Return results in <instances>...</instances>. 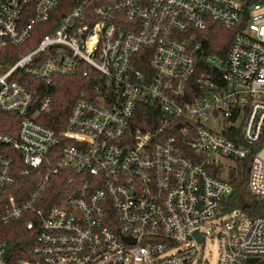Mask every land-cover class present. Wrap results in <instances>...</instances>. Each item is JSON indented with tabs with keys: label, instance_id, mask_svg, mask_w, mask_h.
Instances as JSON below:
<instances>
[{
	"label": "built area",
	"instance_id": "1",
	"mask_svg": "<svg viewBox=\"0 0 264 264\" xmlns=\"http://www.w3.org/2000/svg\"><path fill=\"white\" fill-rule=\"evenodd\" d=\"M63 1L0 0V233L31 241L0 234V264H209L212 239L217 264H264V212L218 175L247 164L264 199V0H72L54 24ZM61 76L85 86L56 131Z\"/></svg>",
	"mask_w": 264,
	"mask_h": 264
},
{
	"label": "trees",
	"instance_id": "2",
	"mask_svg": "<svg viewBox=\"0 0 264 264\" xmlns=\"http://www.w3.org/2000/svg\"><path fill=\"white\" fill-rule=\"evenodd\" d=\"M72 0H64L56 11L54 24L56 20L66 14L71 7ZM213 24L212 26H214ZM53 29V26L40 29L37 35L39 39L42 35ZM236 31L224 30L221 27L210 29L207 39H202V47L199 52V64H201V56L207 52H212L223 56L229 46V43ZM20 50H23L22 48ZM85 79L81 77L61 76L58 83L50 89H44V93H50L53 98V107L51 111L42 116V120L46 125H49L56 131L63 129L65 120L72 106V103L77 98L79 92L85 86ZM145 111L146 118L150 115L148 110ZM45 119V120H44ZM239 170L234 171L228 180L233 186V191L227 203L228 208L241 209L245 213L256 216L264 212V199L256 198L244 187L247 180V164L238 163ZM1 237L6 239L11 247L28 246L29 242L27 231L20 224L9 223L1 227ZM20 256H14L11 264H19L17 259Z\"/></svg>",
	"mask_w": 264,
	"mask_h": 264
},
{
	"label": "rangeland",
	"instance_id": "3",
	"mask_svg": "<svg viewBox=\"0 0 264 264\" xmlns=\"http://www.w3.org/2000/svg\"><path fill=\"white\" fill-rule=\"evenodd\" d=\"M239 165L234 162H229L228 164H221L218 167V175L223 174V178L226 180L230 179V175L239 170ZM251 195L250 192H247ZM204 256L209 261V264H217L218 252H217V241L216 239L207 240L204 245Z\"/></svg>",
	"mask_w": 264,
	"mask_h": 264
},
{
	"label": "water",
	"instance_id": "4",
	"mask_svg": "<svg viewBox=\"0 0 264 264\" xmlns=\"http://www.w3.org/2000/svg\"><path fill=\"white\" fill-rule=\"evenodd\" d=\"M262 155H264V151L262 152ZM247 191H249V188H247Z\"/></svg>",
	"mask_w": 264,
	"mask_h": 264
}]
</instances>
